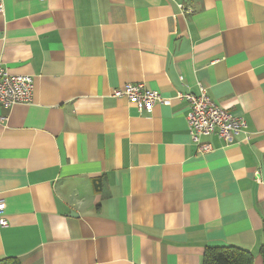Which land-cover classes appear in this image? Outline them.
Wrapping results in <instances>:
<instances>
[{"label":"crops","instance_id":"obj_1","mask_svg":"<svg viewBox=\"0 0 264 264\" xmlns=\"http://www.w3.org/2000/svg\"><path fill=\"white\" fill-rule=\"evenodd\" d=\"M0 63L34 79L0 122V259L204 264L237 246L264 264V0H0ZM141 82L164 99L151 111L114 96ZM200 84L247 121L208 152L179 97Z\"/></svg>","mask_w":264,"mask_h":264},{"label":"built area","instance_id":"obj_2","mask_svg":"<svg viewBox=\"0 0 264 264\" xmlns=\"http://www.w3.org/2000/svg\"><path fill=\"white\" fill-rule=\"evenodd\" d=\"M184 8V7H183ZM34 96V79L32 75L12 74L0 63V122L8 119L4 110L16 104H30ZM116 97H127L134 101L139 111H151L164 99L160 92L148 89L144 83H127L114 91ZM179 97L186 100L189 106L188 123L190 135L198 151L212 150L210 142L204 138L217 135L226 144L234 142L235 138L247 132V121L244 117L235 115L215 102L202 84L197 92H182ZM5 208V200L0 198V224L7 221L1 216Z\"/></svg>","mask_w":264,"mask_h":264},{"label":"trees","instance_id":"obj_3","mask_svg":"<svg viewBox=\"0 0 264 264\" xmlns=\"http://www.w3.org/2000/svg\"><path fill=\"white\" fill-rule=\"evenodd\" d=\"M96 190L102 187L101 178L94 180ZM264 236V224L262 228ZM264 256V243L262 246ZM0 264H21L14 257L0 259ZM204 264H254V257L249 250L237 246L208 247L204 255Z\"/></svg>","mask_w":264,"mask_h":264}]
</instances>
